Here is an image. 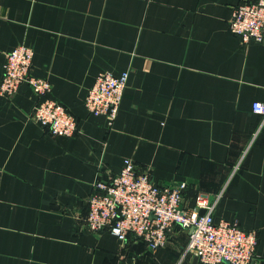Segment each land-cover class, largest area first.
Returning a JSON list of instances; mask_svg holds the SVG:
<instances>
[{
	"label": "crops",
	"instance_id": "1",
	"mask_svg": "<svg viewBox=\"0 0 264 264\" xmlns=\"http://www.w3.org/2000/svg\"><path fill=\"white\" fill-rule=\"evenodd\" d=\"M253 1L0 0V83L7 54L32 48L33 76L78 127L53 137L35 122L27 84L0 95V264H201L184 256L190 231L152 252L86 228L94 183L125 159L157 183L186 184L187 208L222 192L215 218L255 232L253 264H264V126L252 110L264 103V43L229 29ZM103 72H129L112 125L85 104Z\"/></svg>",
	"mask_w": 264,
	"mask_h": 264
},
{
	"label": "built area",
	"instance_id": "2",
	"mask_svg": "<svg viewBox=\"0 0 264 264\" xmlns=\"http://www.w3.org/2000/svg\"><path fill=\"white\" fill-rule=\"evenodd\" d=\"M229 29L244 44L264 43V0L235 7ZM34 55L33 49L27 46L16 47L7 54L0 95L11 98L22 85H29L39 98L32 119L47 127L53 137H71L78 131L77 121L50 97L49 80L33 76ZM128 81L129 72L120 76L100 73L88 91L86 109L94 116H106L112 125ZM252 110L263 119L261 129L264 103L254 102ZM186 186L157 183L150 173L139 172L131 159H125L122 169L111 180L94 183V192L87 201L86 228L92 233L107 231L124 244L132 235L145 242L152 252L166 247L171 234L181 229L190 231L184 256L196 257L201 264H253L258 244L256 233L244 231L238 222L218 220L214 216L216 203L223 193L214 202L198 195L196 205L187 208L183 204Z\"/></svg>",
	"mask_w": 264,
	"mask_h": 264
},
{
	"label": "trees",
	"instance_id": "3",
	"mask_svg": "<svg viewBox=\"0 0 264 264\" xmlns=\"http://www.w3.org/2000/svg\"><path fill=\"white\" fill-rule=\"evenodd\" d=\"M196 197H197V196H196ZM196 197H195V199H194L195 201H196ZM184 198H185V191H184ZM195 201H194V202H195ZM139 240H140V239H139ZM140 241H142V240H140Z\"/></svg>",
	"mask_w": 264,
	"mask_h": 264
}]
</instances>
